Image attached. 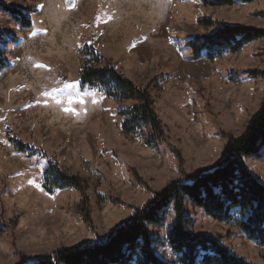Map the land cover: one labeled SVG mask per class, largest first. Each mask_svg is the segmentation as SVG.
<instances>
[{"label":"rangeland","instance_id":"obj_1","mask_svg":"<svg viewBox=\"0 0 264 264\" xmlns=\"http://www.w3.org/2000/svg\"><path fill=\"white\" fill-rule=\"evenodd\" d=\"M3 7L21 10L31 25L19 26ZM224 26L264 30V0H74L70 9L64 0H0V57L10 64L0 72V264L104 241L168 184L222 160L229 138L264 101V38L212 60L186 48ZM86 63L110 66L146 90L159 132L124 134L116 113L137 102L81 87ZM9 135L44 151L84 188L45 193L46 159L16 152ZM245 163L264 186V157ZM186 212L192 233L219 237L231 255L264 264V246L236 226L191 206ZM171 220L152 229L160 241ZM157 253L174 263L169 248Z\"/></svg>","mask_w":264,"mask_h":264},{"label":"trees","instance_id":"obj_2","mask_svg":"<svg viewBox=\"0 0 264 264\" xmlns=\"http://www.w3.org/2000/svg\"><path fill=\"white\" fill-rule=\"evenodd\" d=\"M200 1L205 6H231L235 2L250 3L254 0ZM2 9L19 26L27 28L31 25L21 10ZM260 38H264V30L224 26L212 35L192 37L185 46L194 59L204 56L212 60L237 52ZM84 53L92 61L100 59L91 48ZM9 65L8 60L0 57V72ZM260 74L264 77V72ZM80 85L100 88L109 99L137 102V106L122 108L116 113L123 118L119 128L124 134L139 135L141 128H150L155 134L159 132L149 94L110 66L94 68L86 63L81 70ZM8 143L18 153L46 159L47 166L40 177V187L45 193L84 188L85 182L81 178L66 174L41 149L22 143L11 135ZM263 157L264 101L243 133L229 138L223 158L216 166L168 184L141 210L110 232L104 241L62 249L26 264H169L158 255L159 247L169 248L174 257L173 264H251L231 255L219 237L192 233L186 207L199 209L215 221L233 224L249 241L264 246V186L252 177L245 163L246 159ZM169 216H172L169 229L164 241H160L152 229L162 227Z\"/></svg>","mask_w":264,"mask_h":264},{"label":"water","instance_id":"obj_3","mask_svg":"<svg viewBox=\"0 0 264 264\" xmlns=\"http://www.w3.org/2000/svg\"><path fill=\"white\" fill-rule=\"evenodd\" d=\"M64 5L67 9H70L74 5V0H64Z\"/></svg>","mask_w":264,"mask_h":264},{"label":"snow or ice","instance_id":"obj_4","mask_svg":"<svg viewBox=\"0 0 264 264\" xmlns=\"http://www.w3.org/2000/svg\"><path fill=\"white\" fill-rule=\"evenodd\" d=\"M74 6V5H73ZM29 183H33V181H29Z\"/></svg>","mask_w":264,"mask_h":264}]
</instances>
